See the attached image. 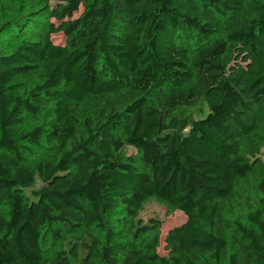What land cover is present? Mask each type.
I'll return each instance as SVG.
<instances>
[{
	"label": "trees",
	"instance_id": "obj_1",
	"mask_svg": "<svg viewBox=\"0 0 264 264\" xmlns=\"http://www.w3.org/2000/svg\"><path fill=\"white\" fill-rule=\"evenodd\" d=\"M52 1L0 0V264H264V0Z\"/></svg>",
	"mask_w": 264,
	"mask_h": 264
},
{
	"label": "rangeland",
	"instance_id": "obj_2",
	"mask_svg": "<svg viewBox=\"0 0 264 264\" xmlns=\"http://www.w3.org/2000/svg\"><path fill=\"white\" fill-rule=\"evenodd\" d=\"M53 2L56 1L53 0L52 3ZM76 15H78V13L74 14V16ZM52 40L54 43H61L63 41V36L60 33L53 34ZM261 156L264 159V148L262 149ZM138 217L143 223H147L151 219H158L161 221L160 242L159 246L157 247V252L160 255H166L167 253L164 248V237L167 231L174 226L181 225L186 220V217L181 212L175 211L173 213H168L164 206L154 201L146 203L143 209L140 211Z\"/></svg>",
	"mask_w": 264,
	"mask_h": 264
}]
</instances>
